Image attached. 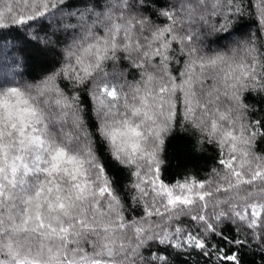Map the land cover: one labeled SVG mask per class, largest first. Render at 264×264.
<instances>
[{"label":"snow or ice","instance_id":"1","mask_svg":"<svg viewBox=\"0 0 264 264\" xmlns=\"http://www.w3.org/2000/svg\"><path fill=\"white\" fill-rule=\"evenodd\" d=\"M252 7L260 35L243 41L247 55L237 58L236 27L253 14L245 0L159 8L146 0H86L80 8L71 0H0V28L8 30L0 35L21 41L23 62L55 60L32 83L0 80V264H173L186 249L210 264H241L212 239L242 243L218 230L224 220L264 242V153L253 149L264 115L252 119L244 103L247 92L264 93V0ZM149 8L167 22L154 23ZM129 70L138 78L129 81ZM50 103L71 109L74 131L53 129ZM178 104L180 123L220 147L223 174L213 169L215 179L170 187L160 176L157 152ZM105 142L119 165L135 169L129 194L143 216L125 218L98 148Z\"/></svg>","mask_w":264,"mask_h":264},{"label":"trees","instance_id":"2","mask_svg":"<svg viewBox=\"0 0 264 264\" xmlns=\"http://www.w3.org/2000/svg\"><path fill=\"white\" fill-rule=\"evenodd\" d=\"M85 2L86 0H71L72 5L76 8L82 7ZM88 2H91V0H88ZM105 2L106 0H100L101 4ZM139 2L140 0H129V3L133 5ZM207 2L210 4L212 0H207ZM245 2L249 5V10L253 14L244 15L236 27L234 35L237 37V40L233 41V44L237 48V58L241 56L246 57L247 55L244 52V44L242 42L250 40L253 34L256 36L260 35L259 20L255 15V9L252 7L255 0H245ZM173 3L178 5L180 0H146V4L150 5L152 8H159L163 7L165 4L171 5ZM140 11L144 10L141 9ZM146 14L150 15L153 22L156 24L167 22L163 17H158L151 8L147 10ZM7 31V29L0 28V33H7ZM71 34L72 33L69 32V35ZM26 39L29 38L26 37ZM20 45L21 41L14 40L11 35H0V80L8 79L20 83H32L41 79L42 73L46 69L51 70L52 65L55 64V60L49 59V61L44 62L36 57L30 58L25 64L18 51ZM260 52L264 53V48H260ZM58 59H60L59 56L56 57V60ZM121 66L128 68L126 63ZM112 68V62H107L106 70L111 71ZM257 68H260L259 64ZM136 78H138V74L129 70L127 79L131 81ZM206 83L211 84L212 81L209 79ZM60 84L61 87H64L65 90L68 91L67 81L61 78ZM80 92L81 102L87 104L89 108H91L92 101L90 98L82 89ZM228 103V100L221 96L220 107L227 108ZM244 103L250 106L249 116L252 119H261L262 115H264V93L256 91L247 92L244 96ZM178 107L181 109L180 114L176 122H174L173 127L163 134V144L157 152V159L160 161L161 178L169 184L170 187L185 182L191 184L200 179L207 180L210 176L215 179L216 177L212 172L213 169L223 174L222 166L218 163L221 158L218 143H210L206 135L190 122L184 121V123L181 124L180 121L183 120V105L178 104ZM48 110L51 113L50 122L54 130L64 128L65 131H74L71 109H63L61 106L50 103ZM122 110L123 109H121V111ZM64 112L68 113L67 116L63 115ZM88 124L94 130L96 118L91 112H89L88 115ZM98 148L101 150V158L107 164L109 176L116 181L114 186L117 188V194L121 197L124 204L123 211L125 218L131 221L136 217L143 216L144 213L140 203L133 202L129 194L131 184L137 182L136 178L131 176V172L135 169L119 165L111 156L107 142L104 143V147L98 144ZM253 149L256 153H264V135L257 134L253 140ZM223 151L227 154L228 150L225 148ZM153 167L155 168V166ZM174 190L179 194L180 189L178 187ZM224 195L228 194L222 191L221 198ZM221 207L227 210L226 205H222ZM214 210L217 209H214L213 205L210 203L207 212L211 214ZM152 220L158 222L155 216L152 217ZM182 220L185 224L192 226L195 231H198V229L192 225L188 216L182 217ZM238 229L239 234H237ZM218 230H222L225 236L242 241L240 245H233L231 243H226L219 236H214L212 238L214 242L222 245L225 251L231 249L232 252L237 253L241 260V264H264V242L253 240L250 232L244 231L242 226L232 223L231 220H224ZM129 234H131V230H129ZM246 237L247 243H243ZM142 253L145 256L148 255L147 246L142 249ZM210 262V257L201 256L198 250L193 251L192 249H186L182 254L173 256V264H210Z\"/></svg>","mask_w":264,"mask_h":264},{"label":"clouds","instance_id":"3","mask_svg":"<svg viewBox=\"0 0 264 264\" xmlns=\"http://www.w3.org/2000/svg\"><path fill=\"white\" fill-rule=\"evenodd\" d=\"M236 47V46H235Z\"/></svg>","mask_w":264,"mask_h":264}]
</instances>
